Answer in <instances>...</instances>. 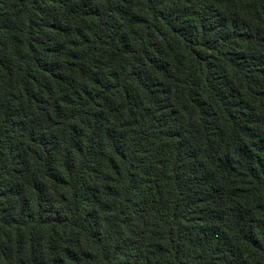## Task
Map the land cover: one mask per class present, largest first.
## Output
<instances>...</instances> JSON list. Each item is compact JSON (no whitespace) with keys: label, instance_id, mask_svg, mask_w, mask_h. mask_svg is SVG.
I'll list each match as a JSON object with an SVG mask.
<instances>
[{"label":"trees","instance_id":"16d2710c","mask_svg":"<svg viewBox=\"0 0 264 264\" xmlns=\"http://www.w3.org/2000/svg\"><path fill=\"white\" fill-rule=\"evenodd\" d=\"M0 264H264V0H0Z\"/></svg>","mask_w":264,"mask_h":264}]
</instances>
